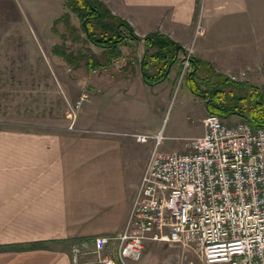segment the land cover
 <instances>
[{"label":"crops","instance_id":"1","mask_svg":"<svg viewBox=\"0 0 264 264\" xmlns=\"http://www.w3.org/2000/svg\"><path fill=\"white\" fill-rule=\"evenodd\" d=\"M30 1L0 0L1 48L22 46ZM101 1L141 37L130 40V128L114 130L118 120L109 115L91 128L78 115L76 129H0V264H72V246L86 243L91 249L100 236L110 238L108 249L116 247L113 238L126 225L155 144L153 138L139 142L135 134L160 133L152 131L164 119L156 115L158 94L169 97L185 53L225 77L257 79L264 74V0ZM152 33L177 44L162 80L154 84L144 79L145 72L162 71L159 64L152 67L156 49L144 40ZM7 62L0 57V64ZM97 79L94 100L100 109L119 94L112 73ZM154 94L158 96L151 99ZM204 117L202 113V123ZM203 133L204 126L190 138ZM161 144L162 139L159 151H182L184 146L162 149ZM157 243L163 242H146L143 259L130 264H168L150 259Z\"/></svg>","mask_w":264,"mask_h":264},{"label":"built area","instance_id":"2","mask_svg":"<svg viewBox=\"0 0 264 264\" xmlns=\"http://www.w3.org/2000/svg\"><path fill=\"white\" fill-rule=\"evenodd\" d=\"M190 69L188 53L181 77ZM203 126L183 151H159L158 134H135L155 144L117 245L109 250L104 236L91 249L76 243L72 264L137 262L148 241L181 247L180 264H264V126L227 123L215 113Z\"/></svg>","mask_w":264,"mask_h":264},{"label":"rangeland","instance_id":"3","mask_svg":"<svg viewBox=\"0 0 264 264\" xmlns=\"http://www.w3.org/2000/svg\"><path fill=\"white\" fill-rule=\"evenodd\" d=\"M26 9L30 15L28 25L25 22L23 25L26 36L22 46L0 47L1 59L6 56L8 61L5 65L0 64V129L25 132L76 129L78 115L88 120L93 128L105 119L103 116L109 115L118 120L114 130L126 132L130 128V80L127 74H130V40L134 39L128 29L121 28L124 39L115 50H109L90 41L81 29L80 18L69 11L65 0H31ZM65 13L67 19L63 17ZM68 23L77 31L73 32ZM114 51L119 54L116 56ZM11 59L16 62L10 63ZM102 73H112L119 95L113 102L107 100L101 103L100 109H95L94 91L97 77ZM233 81L264 89V74L257 79ZM186 82L185 76L179 77L169 97L166 93L161 94L163 92L158 94L162 98L157 102L156 115L164 119L152 131H160L162 149L184 143L185 150L190 137L202 130V113L205 116L209 113L204 107L208 98L191 92ZM211 84L192 85L197 93H202L210 91ZM158 95L154 94L151 99ZM233 115H230L231 119L222 118L227 123L242 119L238 115L232 118ZM157 245L158 248L149 255L153 262H182L184 251L181 247L166 243ZM145 251L146 247L141 259ZM185 255L197 260L193 253L185 252Z\"/></svg>","mask_w":264,"mask_h":264},{"label":"trees","instance_id":"4","mask_svg":"<svg viewBox=\"0 0 264 264\" xmlns=\"http://www.w3.org/2000/svg\"><path fill=\"white\" fill-rule=\"evenodd\" d=\"M65 6L80 18L81 29L97 46L115 50L124 39L121 34L122 27H126L133 38L141 39L128 22L114 15L101 0H65ZM63 17L67 19L68 14L65 13ZM68 27L73 32L77 31L70 23ZM144 40L156 49L150 56L154 61L152 67L155 68L158 64L162 66L161 72L144 73L145 81L154 84L162 80L166 66L175 57L177 44L160 33L147 35ZM190 61L192 69L186 76V83L190 86L191 92L208 98L205 105L209 113L219 114L224 118L235 114L249 121L253 127L264 126V89L245 82H235L218 74L209 63L201 62L194 56H190ZM199 82L212 83L210 91L197 93L192 84Z\"/></svg>","mask_w":264,"mask_h":264},{"label":"bare ground","instance_id":"5","mask_svg":"<svg viewBox=\"0 0 264 264\" xmlns=\"http://www.w3.org/2000/svg\"><path fill=\"white\" fill-rule=\"evenodd\" d=\"M158 136L162 139V136L160 135V133L158 134Z\"/></svg>","mask_w":264,"mask_h":264},{"label":"water","instance_id":"6","mask_svg":"<svg viewBox=\"0 0 264 264\" xmlns=\"http://www.w3.org/2000/svg\"><path fill=\"white\" fill-rule=\"evenodd\" d=\"M177 48H179V47H177Z\"/></svg>","mask_w":264,"mask_h":264}]
</instances>
